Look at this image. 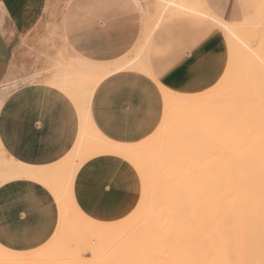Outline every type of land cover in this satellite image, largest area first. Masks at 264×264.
<instances>
[{"label":"rangeland","instance_id":"rangeland-1","mask_svg":"<svg viewBox=\"0 0 264 264\" xmlns=\"http://www.w3.org/2000/svg\"><path fill=\"white\" fill-rule=\"evenodd\" d=\"M263 4L264 0L252 17L234 23L244 24V28L238 39L228 43L225 30L209 16L191 11H172L173 15L157 6L156 0H48L39 22L30 31L13 39L12 60L0 68V136L8 119L36 117V124L50 125V91L52 100L63 112L70 111V108L61 93L71 100L75 128L68 135L69 143H64L62 155L42 164H32L45 171V177L39 179L56 200L58 223L52 236L37 247L11 250L0 246V264H190V252L186 246L189 239L198 241L202 227L210 228L218 217L224 215L228 204L233 210L250 209L251 205L263 210L264 81L259 78L245 85L246 76L252 75V70L257 75L263 72L264 42L259 34L264 20ZM204 20L222 30L225 43L221 42L220 35L216 38L206 35L202 26ZM192 40L195 45L203 42L200 47L202 58L214 57L218 66L221 62L223 64L220 76L209 85V90L196 93L182 91L186 71L192 58L196 60L190 46ZM250 53L257 59L250 58ZM162 56L171 57L173 65ZM235 56L241 57L243 63L240 60L234 62ZM133 58L136 63L117 68ZM144 61L146 65L148 62L154 66V72L149 74L144 70ZM227 62L231 65L234 62L237 69ZM87 67L91 74L83 69ZM227 69L230 71L228 77L224 73ZM107 71L94 87L96 76ZM121 71L149 74L156 80L163 100L162 114L149 133L124 143L130 149L128 153L106 154L105 146L116 141L106 138L93 126L90 114L92 97L90 100L89 95L91 88L95 90L104 78ZM237 78L239 83L235 81ZM60 79L65 81L64 89L57 87ZM239 84L244 85L239 86L244 89L234 92ZM215 89L218 91L212 95H217L210 102L213 99L210 94ZM204 96L211 98H208L210 103H204ZM199 98H202L199 102L204 100L201 104L193 101H189L193 106L187 104L188 100ZM176 101L184 104L176 108ZM8 105H13L10 117L6 111ZM226 111L231 113L230 122L221 118ZM193 128L198 134H193ZM1 141L0 137V184L4 168L23 164L6 153ZM93 152V157L86 158ZM97 158L120 160L121 167H124L120 170L112 164L109 182L95 181L90 185L96 197L103 188L100 203L110 202L102 195L112 198L117 194L123 199H133L126 212L112 213L108 220H102L104 218L97 215V211L91 213L77 198L80 196L79 190L76 191L77 173L83 164ZM164 169V177L169 178L176 169L178 176L168 187L161 183L160 194H155L152 191L157 185L155 174ZM162 193L168 195L165 201L172 210L173 219L172 245L168 255L157 254L158 262L155 263L152 259L140 262L143 258L138 253L135 263H122L120 251L115 248L120 236L130 233L132 227L139 224V219L148 215L154 208L153 200L160 198ZM126 204L122 202L123 207ZM113 205L107 206L110 212ZM262 239L264 242V236ZM97 244L99 247L95 249L93 245ZM234 253L230 255L234 256ZM236 256L237 259L233 257L234 264H240L239 254ZM106 257L115 261L109 263Z\"/></svg>","mask_w":264,"mask_h":264},{"label":"crops","instance_id":"crops-1","mask_svg":"<svg viewBox=\"0 0 264 264\" xmlns=\"http://www.w3.org/2000/svg\"><path fill=\"white\" fill-rule=\"evenodd\" d=\"M47 1L0 0V68L12 60L13 39L30 31L39 22ZM262 1L203 0V3L205 9L218 20L240 23L256 14ZM203 23V30L209 38L220 35L223 38L221 42L225 43V36L220 28L206 20ZM198 26L200 27L199 24ZM190 43L196 58V60L192 58L191 62L202 59L203 53L200 47L203 42L195 45L192 40ZM162 57L173 65L174 61L171 57ZM143 64L147 73L154 72V66L149 65L148 62L146 65L145 61ZM149 74L131 71L116 72L97 85L91 96L90 114L93 126L97 127L106 138L122 143L138 140L141 135L150 132L149 128L152 130L158 123L162 114L163 100L158 83ZM98 88L99 91H97ZM94 96L95 101H93ZM50 102L51 109L48 117L52 122H49L50 125L47 124V127L36 124V121L38 122L36 117L7 120L8 125L0 136L1 142L6 153L23 163L21 165L26 164V166L37 168L32 164L55 160L62 155L64 143H69L68 135L73 133L75 128V121L72 118L75 112L71 109L63 112L52 100L51 91ZM8 106L6 111L10 117L13 105ZM120 163V160L97 158L83 164V168L77 173L76 191L80 192L77 198L91 213L97 211V215L104 218L102 220L110 219L112 213L123 214L133 204V199L126 197L123 199L117 194L112 198L102 195L104 200L108 198L110 202L101 204L100 191L102 190L103 193V188L99 189L96 197L94 190L90 187L95 181L103 182V184L109 182L113 170L111 165H116L115 168L121 170L124 167H121ZM11 168L14 167L4 168L5 173L1 177L2 184H0V238L6 241L0 246L11 250H28L41 245L52 236L58 223V205L50 190L41 183L42 180L27 176L9 178L6 172ZM112 200L116 202L115 205L111 202ZM122 202H127L126 207L122 206ZM109 205H113L112 212L107 207Z\"/></svg>","mask_w":264,"mask_h":264},{"label":"bare ground","instance_id":"bare-ground-1","mask_svg":"<svg viewBox=\"0 0 264 264\" xmlns=\"http://www.w3.org/2000/svg\"><path fill=\"white\" fill-rule=\"evenodd\" d=\"M137 3H138V1H137ZM156 3H157V6H161L162 8L167 9L168 11H171V12L174 11V12L180 13L182 11H191V12H194L196 14H200L201 16H206V15L209 16L210 18H212L213 21L217 22L219 27H221L222 29L225 30L226 40L228 43L233 42L235 38L238 39L239 34L243 31V28H244L243 27L244 24L240 25V24L222 22V21L218 20L216 17H214L212 14H210L205 9L203 0H192V1L191 0H156ZM138 6H140V4H138ZM139 8L142 9V6H140ZM173 15H174V13H173ZM260 20L262 21V19H260ZM256 23H258V22H256ZM261 23H263L262 24L263 27L262 28L259 27L261 29V30L259 29V31L261 32V33L259 32V34H260V37H262L263 42H264V20ZM246 32H248V31H246ZM240 36H241V34H240ZM243 37H242V39H243ZM241 43H243V42H241ZM241 45L242 44H240V46ZM232 46H234V45H232ZM261 46H263L262 43H261ZM238 47H239V45H238ZM239 48H241V47H239ZM262 49L264 50L263 47H262ZM237 50H238V48H237ZM233 51H235V49H233ZM254 52L256 53L257 51L255 50ZM230 53H231V55H233L232 52H230ZM234 53L237 54L236 52H234ZM238 55L239 54H237V56ZM251 55L252 54L250 53V56ZM258 55L260 56V53H258L257 56ZM240 56H241V54H240ZM259 56H258V58H259ZM241 57L235 56L236 59L233 58L234 62L237 63V60H240L242 62L243 60H241ZM252 57H256V56H251L250 58H252ZM135 58L137 59V56H135ZM135 58H133L129 61H126L125 64L122 63V65L117 67V68L123 69L126 66L131 65L132 63H136ZM256 59H257V57H256ZM263 59L264 58L262 57L261 60H263ZM229 61L231 62L232 58ZM263 62H264V60H263ZM233 63H232L233 68L236 67V69H237V65L233 64ZM228 64H229V66L231 65V63H228ZM135 66H137V65L135 64ZM229 66H228V68H229ZM83 69L89 71V73H90V70H91L90 68L87 67V68H83ZM245 70H246V68H245ZM87 71L85 73H87ZM240 71H241V69H240ZM227 72L229 73L230 71H228V69H227V71L224 72L226 74V75L224 74L226 77H228V75H229ZM94 73H95V71H94ZM107 73H108V71L103 73V74H99L96 76V77H98V79L95 81L94 87ZM235 73H237V75H238V72H235ZM87 74L86 75L84 74V77H86ZM231 74L233 75V73H231ZM245 74L247 75L246 71H245ZM257 74H258L257 72H255V74H253V70H252V75L251 74L247 75L246 80L243 77L242 79H244L245 82L247 81V83L245 85L247 86V85L251 84L254 80H257L259 78H261L264 81V67H263V72L261 74L259 73L260 75H257ZM249 76H250V79H249L250 81H248ZM239 79H240V77H239ZM239 79L237 78V80H235V81H237V83H239L240 82ZM238 80H239V82H238ZM59 81L61 83L57 84V87L59 89H61V88L64 89L66 87L65 81L63 79H60ZM93 81H94V79H93ZM245 82L243 81V83H245ZM240 85H242V84L238 85V89H236V87H237L236 85H234V87L236 86L235 88L232 86L231 89L233 90V88H234L235 89V90H233L234 92L236 90L241 91L240 88L244 87V85H242V87H239ZM94 87L91 88L92 92L89 95V99L92 96ZM242 89H244V88H242ZM215 91L217 92L218 89L213 90L210 95H212V93H215ZM216 95H214V96H216ZM170 96H171V94H170ZM174 96H177V95H174ZM214 96L212 97L213 99L208 97L211 99V100H209L210 102L212 100L214 101V99H215ZM172 98L174 99V97H172ZM202 98L205 101L201 100L200 102L204 101V103L206 104L208 102V98H206V96H204ZM202 98L197 99L198 101L196 99L195 100L194 99H190V100L187 99L188 100L187 104L189 105L190 102H192V101L200 103L199 100ZM174 100H176V99H174ZM185 100L186 99H183V102L186 105ZM168 102H170V101H168ZM177 102L178 101H176V103L174 102L175 105L177 104ZM210 102H208V103H210ZM182 103L180 102L174 107L180 108L178 106L179 105L182 106L181 105ZM204 103H202V104H204ZM171 104H173V103H171ZM168 105H169V107L171 106L170 104H168ZM188 105H186V107ZM190 105L193 106V103ZM183 107H185V106H183ZM187 108H190V107L188 106ZM84 119H85V117H84ZM96 137H97V135H96ZM82 138H83V136H82ZM84 141H85V139H84ZM88 143H90V141ZM93 143L94 142L92 141V146H93ZM96 143H99V142L97 141ZM86 144H87V141H86ZM86 144H85V146H86ZM104 151H106V154L124 155L125 153H128L130 151V149L124 143L111 142L107 146H105ZM93 154H94V152L91 154H88V156L86 158L93 157L94 156ZM176 170L172 171L169 178L164 177L165 169H164V171L163 170L158 171L155 174V176L157 178V180H156L157 185L153 186L152 191L155 192V194H160V192H159L160 187H161L160 184L162 183L165 187H168L174 180H176V177L178 176V170L177 171ZM6 175L9 178L19 177V176H27V177H34V178L39 179L40 177H43V178L45 177V171L41 170L40 168H34V167L26 166V165L17 164L14 168H11L8 172H6ZM167 196H168L167 194L162 193V196H160V198H158V197L155 198L153 200L155 202V204L153 205L154 208L151 209V211H149L148 215H145L144 217L140 218L139 224H137V225L135 224L132 227V230L130 233L125 232L122 234V236H120V242L115 246V248L120 251L122 263L123 262L124 263H135V261H136L135 258L137 257L138 253H139L138 256H140L141 259L143 258V260L139 259L140 262L141 261H147V259H152L153 262L157 263L158 262V257H156L157 254H160V255L164 254L166 256L168 255L170 247L172 245L171 228H172L173 219H172V210H171L170 206L167 205V202L165 201ZM230 206L231 205L228 204L229 208L228 207H227L228 209L225 208L226 212L223 211L224 218L222 215L220 216V218L218 217L216 219V221H214L213 224H211V227L208 229H207V227L206 228L204 226L202 227L201 236L198 239V241H195L194 238L189 239L186 246L190 252L189 260H188L190 262V264H234V261H235L234 259H237L236 254H239L240 264L241 263L242 264H264V242L262 239V237L264 236V212H263L264 209L263 210L261 209L262 210L261 211V210H259L260 208L257 207V209H256V207L254 205H251V207L249 206L250 209L244 208V210H242L243 208H240L237 210H233V208ZM253 207H254V209H252ZM93 246L95 249H98V247H99L98 244L93 245ZM233 247L236 248V250L238 251L237 253H236L235 249H232ZM94 248L92 247L93 251H95ZM230 250H231V252H230ZM232 251L235 252L234 256L232 255L233 254ZM140 252H141V255L144 254V255H142L143 257L140 255ZM229 252L232 254L230 255ZM235 256H236V258H235ZM233 257H234V259H233ZM107 260L109 263H112L115 261L112 257H108ZM140 262H138V263H140Z\"/></svg>","mask_w":264,"mask_h":264},{"label":"snow or ice","instance_id":"snow-or-ice-1","mask_svg":"<svg viewBox=\"0 0 264 264\" xmlns=\"http://www.w3.org/2000/svg\"><path fill=\"white\" fill-rule=\"evenodd\" d=\"M222 67H223L222 62L218 66L214 57H204L198 61H193L189 65L186 71L184 86L182 88V91L196 93V92H201L202 90H209V85H213L214 82L217 81V77L220 76V71ZM97 91H99V88L97 89ZM61 96L64 98L65 102L68 104L69 108L71 109L72 108L71 100H69L67 96H64L63 93H61ZM93 101H95V96L93 97ZM221 118L226 122H230L231 113L226 111L222 114ZM148 131H151V128H149ZM192 131L193 134H198V132L194 128L192 129ZM4 243H6V241L3 238H0V245ZM22 247H28V246H22Z\"/></svg>","mask_w":264,"mask_h":264}]
</instances>
